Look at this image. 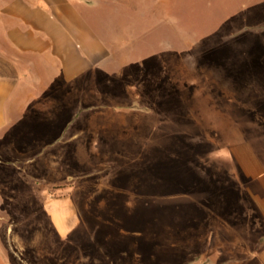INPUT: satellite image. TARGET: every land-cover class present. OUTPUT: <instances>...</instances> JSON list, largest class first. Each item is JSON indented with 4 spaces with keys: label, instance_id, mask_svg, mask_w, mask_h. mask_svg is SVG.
<instances>
[{
    "label": "rangeland",
    "instance_id": "374dc122",
    "mask_svg": "<svg viewBox=\"0 0 264 264\" xmlns=\"http://www.w3.org/2000/svg\"><path fill=\"white\" fill-rule=\"evenodd\" d=\"M186 1L171 10L178 23L151 15L140 39L112 42L94 88H43L34 73L27 78L26 113L77 107L95 116L81 122L88 135L73 151L50 146L43 161L39 150L55 137L37 134L38 122L20 130L26 137L14 138V152L0 144V264H255L239 246H256L261 234L222 235L227 246L240 243L220 255L221 236L206 224L238 206L233 182L245 176L232 169L230 148L250 139L264 151V0H232L231 8ZM216 17L230 18L222 25L233 32L216 33ZM184 28L189 43L177 35ZM183 51L190 56L178 57ZM41 66L46 80H58L53 66ZM66 186L78 224L60 234L46 206Z\"/></svg>",
    "mask_w": 264,
    "mask_h": 264
},
{
    "label": "crops",
    "instance_id": "0c3cea01",
    "mask_svg": "<svg viewBox=\"0 0 264 264\" xmlns=\"http://www.w3.org/2000/svg\"><path fill=\"white\" fill-rule=\"evenodd\" d=\"M182 1V2H181ZM0 0V144H5L10 151L14 138H23L20 130L31 128V122H38L36 133L51 131L55 140L40 148V160L43 152L51 147H59L58 151H73L76 139L86 138V125L94 114L70 111L62 113L58 109L42 115H31L24 111L23 105L30 101L31 84L28 77H39V85L43 88L89 89L95 87L97 71L107 67L114 56L112 42L125 46L129 39H140L143 26L149 17H167L174 25L176 19L171 17V10L181 3L186 8V0ZM219 6L231 8L232 0H208ZM190 2V0H189ZM212 5V4H211ZM175 7V8H176ZM119 14V34H114L115 14ZM174 16V15H173ZM164 20L166 18H163ZM216 33L224 30L231 34L232 28L223 29L222 24L231 23L230 18H215ZM182 42H190L191 31L185 28L178 31ZM135 36V37H136ZM220 38H225L223 35ZM227 38V37H226ZM125 41V42H124ZM123 49L121 57L125 58L130 50ZM175 56V50L169 51ZM169 52L168 55H169ZM178 57L187 58L190 52L185 51ZM158 56V54H157ZM159 57V56H158ZM120 58L124 64L127 60ZM164 63V60H163ZM168 64V61L166 62ZM181 67H189V60L179 62ZM54 67L58 80H46V71L41 65ZM36 66L38 71H36ZM34 68V69H33ZM34 85V84H33ZM58 100L59 96H55ZM72 101V99H70ZM71 104V102H70ZM75 105L72 102V105ZM73 105V106H74ZM28 127V128H27ZM26 137V136H25ZM59 140L58 144L54 143ZM79 144V145H78ZM87 144L86 139L77 142L78 147ZM4 146V145H1ZM15 146V145H14ZM51 146V147H50ZM257 146V145H256ZM255 142L250 139L239 144L238 148H230L229 156L237 159L232 169H241L245 177H238L233 184L238 192L236 209L217 210L213 220L207 222L208 231L218 234L221 239L215 243L216 249L238 248L240 241L233 240L230 246L222 235L231 233L261 234L257 245L251 241L240 248L247 249L255 258V264H264V154ZM19 150V149H18ZM14 152V151H12ZM18 158H20L17 155ZM46 184H58L67 180L46 181ZM73 178L72 176L69 177ZM68 185V184H67ZM69 186L64 187V194L47 202V211L54 226L60 234H67L78 224L76 210L73 206L74 194Z\"/></svg>",
    "mask_w": 264,
    "mask_h": 264
}]
</instances>
